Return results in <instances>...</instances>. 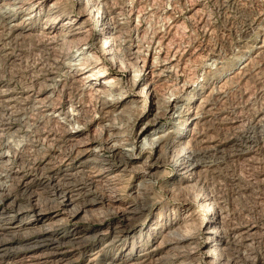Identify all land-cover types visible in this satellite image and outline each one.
<instances>
[{"label":"bare ground","instance_id":"1","mask_svg":"<svg viewBox=\"0 0 264 264\" xmlns=\"http://www.w3.org/2000/svg\"><path fill=\"white\" fill-rule=\"evenodd\" d=\"M165 1L0 0V52L45 67L34 85H0V136L24 142L17 149L4 139L11 157L0 149V262L264 264V219L230 202L214 179L228 163L245 166L249 178L234 168L222 180L244 201L264 200V172L253 179L259 158L250 157L252 144L264 148V114L244 135H209L224 88L264 70V0ZM215 4L243 16L235 52L211 42ZM186 23L202 41L181 44ZM228 55L230 68L242 62L222 78ZM205 61L214 70L198 82L192 65ZM93 97L112 120L94 115ZM131 112L138 133L129 137L115 116ZM223 117L220 126L242 127ZM37 124L46 128L28 130ZM93 126L106 127L104 140Z\"/></svg>","mask_w":264,"mask_h":264},{"label":"rangeland","instance_id":"2","mask_svg":"<svg viewBox=\"0 0 264 264\" xmlns=\"http://www.w3.org/2000/svg\"><path fill=\"white\" fill-rule=\"evenodd\" d=\"M119 1H125V0H119ZM177 1L179 2V4L184 3L183 2L184 0H177ZM165 2L166 1L164 0V3ZM162 3H163V0H162ZM211 5H212V3H211ZM217 5L215 7H213L214 10H213V14H212V17H211L213 19V21H216L217 31L215 30L216 32L213 33L212 38H211V40L213 39V41H211V42L213 44H216V43L217 44H223V42H224L223 45L229 47L230 49H232L235 52V49L236 48H235V43L234 42H236L237 39H240L241 31L243 30V27L241 26L242 25V22L241 21L243 19V16L241 15V13H239L238 11H236L234 8H229L230 5L228 4V6L226 7L227 10H225V9L224 10H225V12H228V13L231 12V14L233 15L232 16L233 19L232 20L231 19L229 20L227 18V16H225V12L223 11V8H221V6L219 8V4H217ZM263 5H264V1H263ZM248 6L249 7L247 8V13L250 14V12H252L254 10L255 6H253V5H248ZM162 7H164V5H162ZM166 7H167V9L170 8L168 5L165 6V8ZM263 8H264V6H263ZM250 9L251 10L253 9V10L251 11ZM226 15H227V13H226ZM182 18H183V16H182ZM157 21H155V24H157V25L158 24L160 25V23L162 24V21H160V20H157ZM231 22H232V24H231ZM186 27L187 28H186L185 31L182 30L185 33L187 32L186 33L187 34L186 36H185V33L183 32V34L185 36L182 39L183 43H181V44H183V46H187L186 43H184V41L187 40L185 38H188V39H189V37H191L192 39H196L197 38L196 40L202 41V39H203V32L201 33L200 30H193L190 23H186ZM191 29H192V32L193 33L191 32ZM195 31H197L198 34ZM1 36H3V35L0 32V37ZM252 36L255 37V35H252ZM215 40H216V42H215ZM218 40L219 41L221 40L222 43L219 42ZM11 48H12L11 50H14L15 49V46L12 45ZM154 52H155V54H154ZM4 53L5 52H0V85H7L6 83H8V81H11L12 84L14 83V84H17L18 86L24 87V86H29L31 83L34 85L39 80H42L43 79V76L42 75L44 73L45 67H44V69H41V70L40 69H37V68H33L32 67L33 66L32 65L33 64L32 63V60H30V59L28 60V57L27 58L25 57V53H21V55H20L22 61L21 60L20 61L19 60L16 61V60L12 59L13 57L8 56V55H6ZM16 53H18V52H16ZM151 53L154 54V57L155 58H157L159 56V54H157V52L154 51V50L153 51L151 50ZM155 55H158V56L156 57ZM233 56L234 55H228L227 57L224 58V61L223 62H224L225 65L224 64L222 65L223 66V69H224L223 74H222L223 75L222 78L224 76L227 77L228 74H231L230 72L235 71L240 66V64H241L242 61L237 62V64L235 63V65L230 68V64L231 63L232 64L234 63V58L235 57H233ZM192 66L194 67L195 70H193L192 68L191 69L195 72V79L198 82H200V81L203 80V77H204L203 75H204V72H205L206 68H207V70H209V69L214 70L213 69L214 66H212L211 61L210 62L209 61H205L204 64H201V63H198L197 64L196 63V64H194ZM258 73H259V75L257 76L256 74H258ZM135 74H138V72H136ZM246 77H247V79L244 78V79H241L239 81L236 80L232 84L229 83L230 85H227L226 88H224L225 91L223 90V92H224L223 93L224 94L223 95V98L218 99V101L217 100L214 101V105H215L214 106V115L210 118V121H211L210 124L214 128L212 127L211 132L209 133V135H212L213 136V139H217V140L219 139V140H221L224 137L231 136V135H236L238 132L241 133V134L243 133L242 135H244L247 132V130H249L252 127L253 122L255 123L254 115H256L258 113H263L264 114V70L259 69V71L257 70L255 73H254V71H250L249 72V75H247ZM245 79H246V81H245ZM244 81L246 83H244ZM66 83H67L66 84L67 87L70 86V89H68L67 92L71 93L72 96L76 97V95H77L76 92H75L76 84H73L71 82L73 84V87H72L70 81H66ZM124 83L126 85L130 86V84H129L128 81L125 80ZM238 83H239V85H238ZM74 85H75V87H74ZM108 99L110 100L111 98H108ZM102 104H103V101L101 99H99V98L95 99L93 97L90 100V105H92L91 106L92 107V110L95 113L91 110L92 112L90 114L94 113V115H95L97 113L96 117H98L99 115L100 116L103 115V117H104L105 120H112V118H110V117H113L112 114L111 115H109V114L106 115V113H104V111L101 112V106H102ZM93 108H95L96 110L93 109ZM98 109L100 111H98ZM102 113H104V114H102ZM131 113H132V115H129V116H131L130 118H131V121L132 122L129 121L130 118H129L128 115H127L128 117L127 116H124V117H121V119H120V116H115V118H116L115 125L118 126V127H121L122 130H123V132L126 135L128 134L127 136H129V137H132L133 135L136 136L137 133H138V130H135L136 127H134L135 129L132 130V128H133V124L132 123H134V119L133 118L135 117V113L134 112H131ZM219 114H221V115H219ZM108 116H109V119H108ZM132 116H133V118H132ZM220 116L221 117L224 116L223 118H226L227 120H231V119L235 118L237 120H240L244 125L243 124L241 125L242 126V127H240V128H242L241 130H240V128L239 129H234V130H231V129L228 130L223 125H221V126L219 125V123L221 121H223V122L225 121ZM122 118H124V119H122ZM127 119H128L129 122L127 121ZM218 119H220V120H218ZM249 121H250V123H249ZM105 122H107V121H105ZM37 125L38 126L36 128L29 127L28 130H31L32 132H34L33 134H35V132L37 130L38 131H41L42 129L46 128L45 125H44L45 127H43L41 124H37ZM167 126L168 125L165 124L164 125V128H166ZM222 127H223V130H222ZM94 128H95V126L92 127V132L94 130H96L95 133H94L95 136L96 137H99V140H101V139L104 140L103 137H106L107 136L106 131H105V128L106 127H103V129H101L100 127H97L96 129H94ZM216 129H218V130H216ZM235 131H236V133H235ZM239 133H238V135H241ZM103 135H105V136H103ZM150 137L151 136H148L147 138H150ZM10 138L11 137H8V136H4V137L3 136H0V149L3 150V152L5 154H7L8 157H11V153L8 152L6 150V148L2 149L3 145L4 144H7V142L5 140H7L8 143H11L12 146L14 148L16 147L17 149H20L21 145L24 143V142L21 141L22 140L21 137H20L21 140L18 137H16L17 139H15L14 137H13V139L12 138L10 139ZM250 150H251L250 157H256L257 159L259 158V160H257L258 163L255 166V169H253V172H251L252 175H253V179H254V176L255 175H258V174H261L262 172H264V148L261 145L252 144ZM24 154L27 157L30 155V153H27V152H25ZM38 154H39V152L33 154L31 157H36ZM228 164H229L228 166L230 167L228 169V171H227V168L221 167L218 170V172L215 174L216 177H214V179L219 183V185H217V183H216V189L220 190L221 193H225L224 195L227 196L228 200L230 202L233 200V203L236 206H241L242 204H245L244 206H248V207H250V209L252 208L251 211L253 213H251L252 215H250V216L251 217L254 216L253 217L254 218V221H256L257 223L262 222V220L264 219V202H263L264 200L262 199V201H261V198H257V199H254L255 201L254 200L252 201L250 199H248L247 201H244V199L241 198V196H237L236 194H234L232 187H230L229 184H226L227 182L225 183V181L222 180L223 176L225 174H227V175L231 174L233 172L234 168L236 170H242L241 171L242 176L244 175L245 176L244 178H246V179L249 178V176L247 174V170L246 171L243 170L246 167L245 166H241L240 167L236 163H234V165L232 163H228ZM5 173H6L5 171H1L0 170V174L4 175ZM249 173H250V171H249ZM218 178L222 182H219L220 180ZM121 186H122V188H121L122 190H126L127 189V183H125V182L123 183L122 182L121 183ZM218 187H220V188H218ZM229 189H231L232 191L229 190ZM11 192L13 194L17 195L19 200H23V201L27 200L26 193H23V191L20 190L19 188H17V187H11ZM160 195L161 194L159 193L158 196H160ZM236 196H237V198H236ZM256 200H257V202H256ZM41 203L44 204V202H43L42 199H41ZM263 227H264V225H263ZM263 231H264V228H263ZM263 258H264V254H263ZM11 262L12 261H6V262H3L2 261V262H0V264H11ZM12 264H21V263L12 262Z\"/></svg>","mask_w":264,"mask_h":264}]
</instances>
